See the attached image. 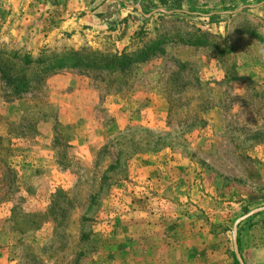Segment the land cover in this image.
Instances as JSON below:
<instances>
[{"label": "rangeland", "instance_id": "1", "mask_svg": "<svg viewBox=\"0 0 264 264\" xmlns=\"http://www.w3.org/2000/svg\"><path fill=\"white\" fill-rule=\"evenodd\" d=\"M262 4L0 0V264H264Z\"/></svg>", "mask_w": 264, "mask_h": 264}, {"label": "trees", "instance_id": "2", "mask_svg": "<svg viewBox=\"0 0 264 264\" xmlns=\"http://www.w3.org/2000/svg\"><path fill=\"white\" fill-rule=\"evenodd\" d=\"M188 44H191L188 42ZM194 45H202V42H198V43H194ZM150 50H143V51H137V52H133L131 54H121V55H113V56H104V57H101L99 58V61L100 62H104L103 66L101 65V68L104 67V68H108L112 71H124L126 68H128L131 64L133 63H136V62H143V60H145V58L147 56H150ZM72 57V55H70L69 57H61V58H58V56H55V58H53V60L55 61L53 63V65H48L47 64V67L45 66L46 62L43 61V60H40V61H35L34 64L36 65H41V64H45L41 73H38V74H35V77L34 78H31V79H27V80H24L22 77L20 78H17L15 80L12 81V84H15L13 85V89L15 91V93H21V92H24V91H27V88L29 86V83L33 80H38V79H41L43 74H45L47 71V68L48 67H51L50 69L48 70H52L54 69L55 67H58V68H62L64 66H70V67H73V66H78L79 63L77 62H80L79 65L81 66H86V67H93L94 66V63L93 61H88L86 63H83L84 60H82L81 58H70ZM89 62H92L93 64L89 63ZM26 64H31V61H27ZM94 68V67H93ZM1 73L4 75V71L2 69H0ZM121 155H119V157H117V159L108 167L107 169V172H111V171H114L116 169V167H120L121 166V159H120Z\"/></svg>", "mask_w": 264, "mask_h": 264}, {"label": "crops", "instance_id": "3", "mask_svg": "<svg viewBox=\"0 0 264 264\" xmlns=\"http://www.w3.org/2000/svg\"><path fill=\"white\" fill-rule=\"evenodd\" d=\"M257 10L259 11V14H262L264 16V4L262 6L258 7Z\"/></svg>", "mask_w": 264, "mask_h": 264}]
</instances>
